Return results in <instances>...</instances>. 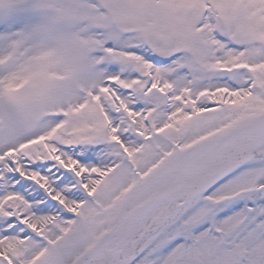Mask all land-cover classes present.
Segmentation results:
<instances>
[{"label":"snow or ice","instance_id":"1","mask_svg":"<svg viewBox=\"0 0 264 264\" xmlns=\"http://www.w3.org/2000/svg\"><path fill=\"white\" fill-rule=\"evenodd\" d=\"M0 264H264V0H0Z\"/></svg>","mask_w":264,"mask_h":264}]
</instances>
